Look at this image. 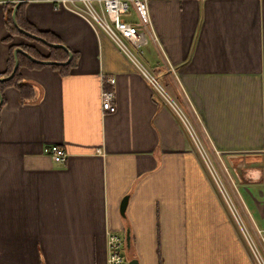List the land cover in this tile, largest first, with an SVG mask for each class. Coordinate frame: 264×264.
<instances>
[{
    "label": "crops",
    "instance_id": "0c3cea01",
    "mask_svg": "<svg viewBox=\"0 0 264 264\" xmlns=\"http://www.w3.org/2000/svg\"><path fill=\"white\" fill-rule=\"evenodd\" d=\"M12 6L0 3V80L10 48L49 54L10 35ZM148 8L153 39L139 61L230 171L244 206L236 216L264 233V0ZM23 10L74 65L62 75L18 64L22 92L0 81V264H107L108 234L127 232L138 264H257L178 117L134 66L79 17L45 4ZM110 89L116 112L105 114ZM51 145L65 150L64 163L43 154Z\"/></svg>",
    "mask_w": 264,
    "mask_h": 264
},
{
    "label": "built area",
    "instance_id": "2783aa9c",
    "mask_svg": "<svg viewBox=\"0 0 264 264\" xmlns=\"http://www.w3.org/2000/svg\"><path fill=\"white\" fill-rule=\"evenodd\" d=\"M5 5L20 4H45L53 10H64L69 12L87 24L93 29L99 30L104 34L115 48L134 66L136 71L147 82L151 89L160 97L170 110L178 117L181 125L190 134L193 144L207 168L209 176L215 188L232 215L234 221L243 235L250 252L257 264H264L255 248L248 239V233L243 222L237 215L236 209L230 204V199L226 190L221 188L222 184L214 171L213 166L206 159L204 148L199 141L194 139V134L188 126V121L177 103L166 93L160 85L158 79L153 76L139 61L138 52L153 39L151 32V19L149 15V0H0ZM135 20H132V17ZM103 84L110 86L115 85V79L111 76H102ZM101 110L105 114H114L116 112L115 93L113 89L103 90L101 92ZM187 133V135H188ZM43 154L49 156L56 164L65 162L67 154L62 148L51 145L43 149ZM210 163V164H209ZM226 170V169H225ZM227 171V170H226ZM228 173V172H227ZM108 258L107 264H128L126 258V241L123 236L109 233L107 237Z\"/></svg>",
    "mask_w": 264,
    "mask_h": 264
},
{
    "label": "trees",
    "instance_id": "16d2710c",
    "mask_svg": "<svg viewBox=\"0 0 264 264\" xmlns=\"http://www.w3.org/2000/svg\"><path fill=\"white\" fill-rule=\"evenodd\" d=\"M15 6L16 5H13L12 8H14ZM23 7H24V4L18 5V8L15 12V21L17 23L18 28L21 29L22 31L26 32V33H29L33 36H36V37H39V38L45 40L48 44H52V45L59 44V41L56 38L52 37L51 35H49L47 33L38 32L26 21V19L24 17ZM12 11L13 10H10L8 12L7 21H6V25H7V28L9 30L10 35L19 36V37H22L29 42L37 43L40 46L44 47L48 51L49 54L46 58H43L42 56L38 55L37 52L33 48H31L29 46L23 45V46H20V49L36 61H50V62H54V63L59 64V65H52L51 67L54 70L58 71L60 74L65 75L71 69V67L74 65L73 56H72V60L70 61L69 64L60 65V64L67 61L68 54L65 51H63L62 49L52 48V47L43 45L42 43L36 42L33 39L26 37L23 34H21L20 32H18V30L15 29L13 22L11 20ZM13 50H14V48L13 49L10 48L11 54L9 55L8 70L5 74L7 77L11 74L12 67H13V58H12ZM18 64H19V66H25L27 68H37V67L41 66L39 64H36V63L30 61L27 57H25L24 55H21V54L18 55ZM8 85H13V86L17 87L20 92H22V89H24V87H25L23 84L20 83V78H19L18 72H16L15 75L9 81L1 83V86H8ZM231 163H232L231 166L234 167L233 160L231 161ZM127 252H128V250L125 252L126 258L128 257L127 260L130 261L133 258Z\"/></svg>",
    "mask_w": 264,
    "mask_h": 264
},
{
    "label": "rangeland",
    "instance_id": "374dc122",
    "mask_svg": "<svg viewBox=\"0 0 264 264\" xmlns=\"http://www.w3.org/2000/svg\"><path fill=\"white\" fill-rule=\"evenodd\" d=\"M132 19L135 20V17L133 16ZM173 100L177 103L178 107L180 108V110L183 112L185 118L187 119L188 126L190 127V130L194 134V137H195L194 139H196L197 141H199V144L204 148V153L207 156L206 159L213 166L214 171L216 172L217 177L219 178V181L222 184L221 188L223 190H226L227 195H228V197L230 199V204H232L233 207L236 210H238V211L244 209V206H243L242 202L240 201L239 196L237 195L236 188L233 185V183L231 182L230 178L228 177V175L230 174V171L227 169V171H229V174H228L227 171L225 170V168L223 167V165L218 161V159L215 156V154L211 153L209 151V149L206 147L204 138L200 134V132H199V130L197 128V125H196L195 121L192 119V117L189 115V113L183 109V107L179 104V102H177L176 99L173 98ZM188 136H189V139H191L189 133H188ZM191 141H192V139H191ZM206 170H207V168H206ZM224 206L227 207L225 204H224ZM243 224L245 226V229L247 230L246 232L248 233V239H249V241L251 242V244L255 248V251L258 253V255L260 256V258L262 259V261L264 263V233L256 230L254 227H250L244 221V219H243ZM240 234H242V233H240ZM241 236H243V235H241ZM243 240L245 241L244 238H243ZM249 251H250V249H249ZM251 255H252V253H251Z\"/></svg>",
    "mask_w": 264,
    "mask_h": 264
},
{
    "label": "water",
    "instance_id": "95a60500",
    "mask_svg": "<svg viewBox=\"0 0 264 264\" xmlns=\"http://www.w3.org/2000/svg\"><path fill=\"white\" fill-rule=\"evenodd\" d=\"M14 14H15V10H14ZM14 14L12 16V18H13V25H14L15 29L18 30V32H20L21 34H23L26 37H29V38L33 39L36 42L42 43L43 45H46V46H49V47H52V48H59V49L64 50L68 54V59H67V61L65 63L60 64V65H67V64L70 63V61L72 59L71 53L63 45H52V44H48L45 40H43V39H41L39 37L33 36V35L29 34V33H26L24 31H22L17 26V23L15 21ZM18 54L24 55L25 57H27L30 61H32L34 63H38V64H42V65H47V66L59 65L57 63L50 62V61H42V62L36 61L33 58H31L30 56H28L26 53H24L23 51H21V50H15L14 53H13V57H14V67L12 69V72H11L10 76L7 77L6 79H1L0 80L1 82L8 81V80H10L15 75V73H16V71L18 69V60H17V55ZM126 205H127V197H125L121 201V203H120L119 212H120V215L122 217L124 216L125 209H126ZM125 241H126V247L128 248L129 247V242H130L129 232H127L126 235H125ZM128 264H138V262L135 259H132V260L128 261Z\"/></svg>",
    "mask_w": 264,
    "mask_h": 264
}]
</instances>
